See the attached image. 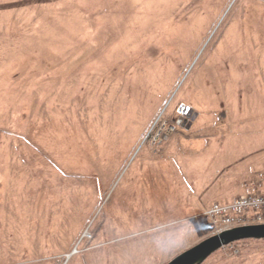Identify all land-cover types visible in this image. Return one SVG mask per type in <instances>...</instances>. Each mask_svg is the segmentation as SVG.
I'll return each mask as SVG.
<instances>
[{"label":"rangeland","instance_id":"obj_1","mask_svg":"<svg viewBox=\"0 0 264 264\" xmlns=\"http://www.w3.org/2000/svg\"><path fill=\"white\" fill-rule=\"evenodd\" d=\"M262 169L264 0H0V264H166Z\"/></svg>","mask_w":264,"mask_h":264},{"label":"built area","instance_id":"obj_2","mask_svg":"<svg viewBox=\"0 0 264 264\" xmlns=\"http://www.w3.org/2000/svg\"><path fill=\"white\" fill-rule=\"evenodd\" d=\"M258 180L264 181V169L258 173ZM206 214L217 232L252 222L264 223V191L259 190L256 183H251L247 193L227 204L214 203Z\"/></svg>","mask_w":264,"mask_h":264},{"label":"water","instance_id":"obj_3","mask_svg":"<svg viewBox=\"0 0 264 264\" xmlns=\"http://www.w3.org/2000/svg\"><path fill=\"white\" fill-rule=\"evenodd\" d=\"M250 238H264V223L236 226L213 234L183 251L166 264H202L222 247Z\"/></svg>","mask_w":264,"mask_h":264},{"label":"trees","instance_id":"obj_4","mask_svg":"<svg viewBox=\"0 0 264 264\" xmlns=\"http://www.w3.org/2000/svg\"><path fill=\"white\" fill-rule=\"evenodd\" d=\"M174 127V126H173ZM175 130V129H174ZM197 136H200V135H197ZM186 137H191V134L190 133H187L186 134ZM258 180V179H257ZM258 189L259 190H261V191H264V189L262 188V187H258ZM229 202H231V201H229ZM228 201H226V202H223V204H227V203H229Z\"/></svg>","mask_w":264,"mask_h":264},{"label":"crops","instance_id":"obj_5","mask_svg":"<svg viewBox=\"0 0 264 264\" xmlns=\"http://www.w3.org/2000/svg\"><path fill=\"white\" fill-rule=\"evenodd\" d=\"M259 187H262L264 189V181L263 183L259 184Z\"/></svg>","mask_w":264,"mask_h":264}]
</instances>
